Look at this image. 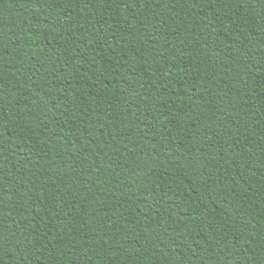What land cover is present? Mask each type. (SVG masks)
Wrapping results in <instances>:
<instances>
[{
	"label": "trees",
	"instance_id": "16d2710c",
	"mask_svg": "<svg viewBox=\"0 0 264 264\" xmlns=\"http://www.w3.org/2000/svg\"><path fill=\"white\" fill-rule=\"evenodd\" d=\"M0 264H264V0H0Z\"/></svg>",
	"mask_w": 264,
	"mask_h": 264
}]
</instances>
